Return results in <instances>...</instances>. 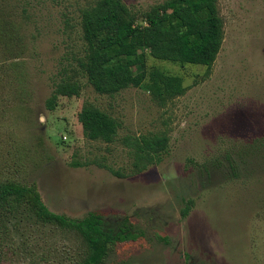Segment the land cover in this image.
<instances>
[{"label":"rangeland","instance_id":"1","mask_svg":"<svg viewBox=\"0 0 264 264\" xmlns=\"http://www.w3.org/2000/svg\"><path fill=\"white\" fill-rule=\"evenodd\" d=\"M92 1L0 0V181L35 183L50 211L72 219L98 212L112 234L131 223L138 237L113 245L104 264H264V0H217L224 37L209 69L146 56L148 70L181 77L183 95L161 104L141 87L101 94L81 75L79 94L49 110L54 82L81 54L80 10ZM122 1L140 15L164 0ZM86 104L119 121L114 142L84 136ZM153 134L165 148L137 171L123 139ZM10 215L0 264L89 254L75 230Z\"/></svg>","mask_w":264,"mask_h":264},{"label":"trees","instance_id":"2","mask_svg":"<svg viewBox=\"0 0 264 264\" xmlns=\"http://www.w3.org/2000/svg\"><path fill=\"white\" fill-rule=\"evenodd\" d=\"M139 17L143 24L137 22ZM80 29L81 54L74 58L75 65L63 69L54 82L46 100L49 110L55 108L58 96L79 94L81 85L77 78L81 75L98 93L113 95L128 87H141L164 104L183 95L186 87L177 75L157 67L148 70L146 56L205 65L209 69L224 37L217 0H164L140 15L122 0H93L80 10ZM78 120L84 136L90 140L111 143L118 136L119 121L95 106L84 105ZM123 140L132 147L134 166L141 171L152 161V151L158 153L165 148L167 137L153 134ZM261 140L259 147L264 146V139ZM247 147L254 150L253 144ZM19 209L31 212L43 223L75 230L89 248L80 264H104L113 245L138 237L128 222L115 234L106 231L98 212L90 211L81 219H72L50 211L35 183L0 181V225L6 223L8 214L13 215Z\"/></svg>","mask_w":264,"mask_h":264}]
</instances>
